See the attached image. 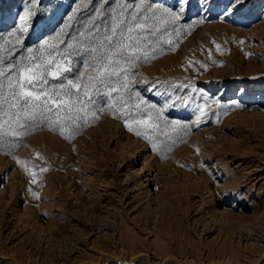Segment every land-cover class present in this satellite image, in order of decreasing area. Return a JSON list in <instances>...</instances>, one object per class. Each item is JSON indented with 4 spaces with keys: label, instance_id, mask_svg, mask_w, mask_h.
Segmentation results:
<instances>
[{
    "label": "rangeland",
    "instance_id": "rangeland-1",
    "mask_svg": "<svg viewBox=\"0 0 264 264\" xmlns=\"http://www.w3.org/2000/svg\"><path fill=\"white\" fill-rule=\"evenodd\" d=\"M225 2L219 0L209 22L186 30L179 39L174 32L167 35L171 27L161 29L151 39L153 47L164 51L129 69L132 87L157 106L164 97L145 90L149 89L145 81H159L160 91L187 82L221 100L220 108L210 106L213 114L199 128L193 125L185 132L161 124L157 133L141 127L163 152L128 131L113 111L98 112L95 120L90 115L89 123L71 140L38 121H29L33 130L25 135L4 138L5 145L20 146L0 151V264H264V0H247L222 22L216 13ZM38 3L29 44L58 30L69 8L75 7L73 0ZM22 7L21 0H0V31L14 25ZM87 14L83 10L79 16ZM76 29L83 30L74 24L66 42L90 46V38L80 37ZM160 36L172 39L173 47ZM33 47L36 51L39 45ZM247 52L253 55L246 56ZM3 56L0 70L5 76L0 83L7 93V77L17 73L7 64L19 61L20 53L11 59L7 52ZM66 59L74 68L67 78L75 79L77 70L91 73L83 64L90 60L88 55ZM47 79L49 86L60 82ZM174 90L181 95L189 91ZM113 98L104 89L92 97L95 108L105 109ZM233 102L241 107H230ZM136 103L132 96L129 106ZM138 117L147 118V112L140 111ZM166 117L188 124L195 120L190 108L179 105ZM169 138L175 143L160 144ZM133 144L140 146L135 150H140L139 158L148 157L155 165L142 174L149 182L135 174L141 160L134 164ZM9 151L28 161L29 168L35 164L49 171L33 184ZM29 189L40 199H33ZM229 191L230 196L218 195ZM157 192L160 200L154 199ZM91 200L98 203L94 211L84 208ZM39 224L55 230L40 232Z\"/></svg>",
    "mask_w": 264,
    "mask_h": 264
},
{
    "label": "snow or ice",
    "instance_id": "snow-or-ice-1",
    "mask_svg": "<svg viewBox=\"0 0 264 264\" xmlns=\"http://www.w3.org/2000/svg\"><path fill=\"white\" fill-rule=\"evenodd\" d=\"M246 2L247 0H226L222 10L216 13V19L227 22ZM21 3L22 12L18 14L14 25L8 26L6 32L0 31V64L5 63V52L10 54L9 59L20 53L19 61L7 64L10 71L14 67L17 69L16 75L7 77V93L3 91L5 85L0 83V151L5 146H20L15 142L5 145L4 138L21 137L26 131L33 130V124L29 121H38L53 131L58 129L61 136L71 140L82 126L89 123L90 115L95 120L98 112L113 111L117 113V119L124 121L128 131L142 136L149 142L152 150L163 152L164 148L158 145L157 140L142 132L141 127L159 133L163 124L165 128L187 132L193 125L199 128L208 120L213 114L211 105H216L217 108L222 106L220 98L210 96L205 90L187 82L180 85L169 84L168 88L160 91L156 87L159 81H145L149 84V89L145 90H151L157 97H164L157 106L135 90L132 87L134 81L129 79L130 68L136 67L142 59L147 61L164 51L163 48L153 47L155 42L151 37H156L161 29L167 31L171 27L172 31H167V35L171 36L174 32L177 39L181 38L186 30L209 22L214 9L219 6V0H138L136 3L128 0H111V3L110 0H73L75 7L69 8L66 21L58 26V30L53 29L47 37H39L33 44L27 41L35 30L33 20L40 11L39 3L38 0H21ZM83 10L88 13L86 17L79 16ZM193 10L195 15H192ZM149 21L153 23L150 24ZM2 23L0 20V24ZM74 24L82 26L83 30L75 31L79 32L80 37L90 38V46L77 47L73 42H66L65 38L73 30ZM72 39L75 40V35ZM159 39L169 48L173 47L172 39H165L164 36ZM240 43L244 44L245 41L241 40ZM34 44L39 45L36 51ZM65 44L66 47L61 48ZM217 48L219 49V45ZM83 55L90 57L83 64L86 69H91V73L77 70L75 79L67 78L65 74L74 72V68L72 60L66 58ZM245 55L251 56L253 53L247 52ZM3 76L5 72L0 70V77ZM85 76L87 82L82 83ZM47 77L60 82L49 86ZM169 88L173 91H169ZM176 88L189 91L181 95L174 90ZM102 89L110 98H113V93L117 94L109 103L108 109L95 108L92 99ZM121 89L124 91L121 92ZM132 96L137 98L138 103L129 106ZM142 104H146L147 108L141 109ZM177 105L192 110L195 120L191 124L166 117V112L175 109ZM132 107L137 111L133 112ZM230 107L240 108L241 105L233 102ZM140 111H146L147 118H139ZM149 121L155 123L150 124ZM169 143L174 144L175 140L169 138L167 142H160L165 147ZM7 154L16 161L33 184L41 174L49 171V167L35 164L29 168L28 161L16 158L10 151ZM41 158L37 153V159ZM29 191L33 199H40L37 192L31 189ZM232 194L231 191L218 193L224 196Z\"/></svg>",
    "mask_w": 264,
    "mask_h": 264
},
{
    "label": "bare ground",
    "instance_id": "bare-ground-1",
    "mask_svg": "<svg viewBox=\"0 0 264 264\" xmlns=\"http://www.w3.org/2000/svg\"><path fill=\"white\" fill-rule=\"evenodd\" d=\"M127 143L129 144V141L127 140ZM138 148H140V146L139 145H132V149H134V151L131 153V155H132V157H133V159H134V164L138 161V162H140V160H141V165H140V167L139 168H136L137 170H135V174L137 173V175H141L142 176V174H144L146 171H145V168H147V169H150L151 168V170H152V168L155 166L153 163H152V161L150 160V158H148V157H144V156H142L141 155V158H139V154H140V150H138V151H135V150H137ZM129 153V152H128ZM137 164V163H136ZM158 168H156V170H157ZM159 170V169H158ZM170 171V170H169ZM144 177H146V176H142V178L144 179ZM144 182H149V179L148 178H145L144 179ZM167 183H169V181H167ZM166 183V184H167ZM136 184H138V183H136ZM135 184V185H136ZM156 185V184H155ZM155 188V187H154ZM147 192V194H148V192H149V190L148 191H146ZM158 193V192H157ZM121 194H123V193H121ZM146 194V196H148ZM159 194V193H158ZM150 196V195H149ZM164 196V195H163ZM162 198V194L160 195H156V197L154 198V199H156V200H160ZM69 203V202H68ZM97 206H98V203H97V201L96 200H91L90 202H88V203H86V204H84V208L86 209V210H92V211H94V210H96L97 209ZM82 207H83V205H82ZM127 221V219L125 218V222ZM53 223V222H52ZM126 224V223H125ZM51 225V224H50ZM137 226V225H136ZM138 227H139V225H138ZM47 228H48V225L47 226H43V225H37V229L41 232V231H43V232H45V231H47V232H53V227L51 226V228L50 229H48L47 230ZM139 230H141L140 228H138ZM55 230V229H54ZM138 230V231H139ZM124 231H125V229H124ZM140 232V231H139ZM105 243H106V241H105ZM137 247V246H136ZM136 247H134V249H137Z\"/></svg>",
    "mask_w": 264,
    "mask_h": 264
}]
</instances>
